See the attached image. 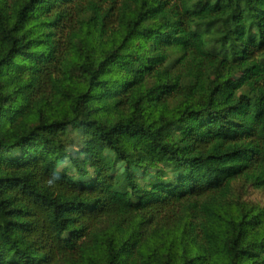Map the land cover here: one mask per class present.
Returning a JSON list of instances; mask_svg holds the SVG:
<instances>
[{"label": "trees", "instance_id": "trees-1", "mask_svg": "<svg viewBox=\"0 0 264 264\" xmlns=\"http://www.w3.org/2000/svg\"><path fill=\"white\" fill-rule=\"evenodd\" d=\"M264 0H0V264H264Z\"/></svg>", "mask_w": 264, "mask_h": 264}, {"label": "rangeland", "instance_id": "rangeland-1", "mask_svg": "<svg viewBox=\"0 0 264 264\" xmlns=\"http://www.w3.org/2000/svg\"><path fill=\"white\" fill-rule=\"evenodd\" d=\"M246 198L250 199V200H253V201H262V202H264V192L250 187L246 191Z\"/></svg>", "mask_w": 264, "mask_h": 264}]
</instances>
